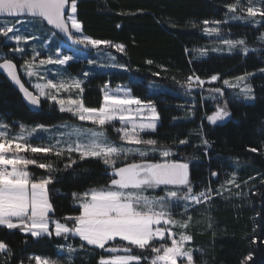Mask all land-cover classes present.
Instances as JSON below:
<instances>
[{
	"label": "snow or ice",
	"instance_id": "obj_1",
	"mask_svg": "<svg viewBox=\"0 0 264 264\" xmlns=\"http://www.w3.org/2000/svg\"><path fill=\"white\" fill-rule=\"evenodd\" d=\"M224 6L232 14V20H246L253 24L264 22V0H256L255 3L253 0H233ZM77 7L78 0H0V16L11 18L0 21V37L16 45L8 49L10 52L24 54L25 47L22 45L39 40L40 37L34 33L46 28L52 36L62 34L73 45L81 46L68 51L57 47L54 55L41 58V52L33 44L32 56L24 59L19 69L25 76L37 78L38 82L31 85L35 91L26 87L13 60L6 56L0 57V70L18 87L30 105L39 107L44 98L54 102L61 113H70L76 120L91 125L85 127L83 124L64 121L49 136L50 142L33 144L31 140L38 132L51 133L52 129L44 124L34 127L20 124L19 131L13 134L8 123L0 122V226L19 229L37 239L53 235L65 240L78 237L82 242L80 249H84L85 245L94 246V249L109 254H101L97 264H196L193 249L186 246L193 239L186 231L192 220L187 209L193 204L210 203L213 195H218L220 189L206 186L195 191L190 180L189 163L175 159L176 153L171 146L162 145L156 139L145 138L143 134L157 131L160 120L153 101L132 95L131 89H112L105 83L100 89V106L88 107L83 102V80L71 76L65 78L59 71L56 75L60 78L52 79L39 71L48 65L65 66L70 61L80 60L81 55L76 53H82L83 49L100 50L104 46L121 53L125 51L123 44L85 35L76 15ZM201 23L204 25L202 31L205 35L219 38L221 29L218 26L227 23V20H203ZM17 25H22L23 30ZM192 26L197 25L193 23ZM259 39L264 42V33ZM219 42L227 46L229 51L239 48L245 55L249 52L244 39L222 38ZM218 50L220 49H212ZM199 51L201 55H207L206 49ZM82 58L89 65L97 63L83 53ZM111 59L115 60L114 57ZM146 63L151 64L152 61ZM105 66L128 70L124 64L111 63ZM260 71L264 72V68ZM89 75L88 72L84 73L85 77ZM250 75L253 74L235 77L236 83L224 79L223 84L229 88H240V94L245 99L254 100L253 89L246 82ZM218 79L220 77L216 74L205 81L193 72L187 77L184 86L190 91L193 88H203L206 82L212 83ZM74 90H78L75 97L71 95ZM208 91L213 94V100L224 95L219 87ZM61 93L69 95L62 97ZM230 116L225 102L223 105L218 103L206 119L209 123L216 124ZM115 122H119L118 128L115 127ZM109 126L118 134L119 143L108 135ZM36 138L42 140L40 137ZM188 142L187 139H181L177 147ZM202 143L210 147L206 138H202ZM22 153L51 155L58 161L67 155L65 169L72 168L77 163L72 157L73 153L78 154L80 160L98 159L106 166L105 174L109 180L106 185L92 187L82 193L73 192L72 198L79 206V214L57 219L49 195V185L54 182L51 173L60 169L54 161L39 162ZM157 155L160 159L155 158ZM30 165L46 170L49 175L34 177L28 170ZM210 175L217 177L219 174L212 171ZM226 184L239 187L234 173L221 188ZM149 192L153 194L148 195ZM181 205L184 209L181 215H186L187 219L176 218L174 209ZM176 228L181 231L177 233L174 231ZM252 242L255 243V239ZM60 247L68 253L66 264H73L71 256L77 249L70 243ZM134 249L142 250V253L150 251V255L136 254ZM0 253L5 254L4 264L13 255L3 241H0ZM29 259L35 264H65V261L41 256ZM250 260L251 253L243 257L240 264H247Z\"/></svg>",
	"mask_w": 264,
	"mask_h": 264
},
{
	"label": "trees",
	"instance_id": "obj_2",
	"mask_svg": "<svg viewBox=\"0 0 264 264\" xmlns=\"http://www.w3.org/2000/svg\"><path fill=\"white\" fill-rule=\"evenodd\" d=\"M232 2L233 0H78L76 13L85 35L125 45L123 53L111 48L108 50L128 69L95 71L87 76L82 85L83 102L86 106H100V89L105 83L111 88L125 86L131 89L132 95L153 101L160 115L158 128L155 133L144 136L171 146L179 156L200 155L198 162L188 161L190 180L195 191H200L208 183L211 185L207 186L215 187L209 174L212 171L219 172L218 163L227 162L225 159H231L234 163L229 165V169H238L236 183L240 189L237 187L233 193L229 192L231 190L226 191L224 196L213 195L208 205L199 204L187 211L192 220L186 231L193 237L190 244L196 264H240L249 253L252 260L247 264H264V72L260 71L264 68V42L258 41L264 33V22L258 26L229 21L220 24L221 32L227 38H242L251 49L255 48L247 55L235 52L212 54L200 59L193 55L194 48L207 42L201 22L224 21L226 13L228 14L224 5ZM193 23L197 26L193 27ZM0 47L4 46L1 44ZM6 57L19 66L14 56ZM149 60L152 61L151 64L146 63ZM85 67L84 62H75L68 64L66 69L79 73ZM193 72L205 81L216 74L221 81L259 72L248 81L255 99L252 103L226 99L222 105L227 102L231 116L211 124L206 116L215 110L218 103L200 102L196 95L192 106L193 116L189 118L190 110L187 106L182 107L186 99L178 92ZM22 80L30 89L28 83L23 78ZM151 81H156L166 89L150 93L147 84ZM0 120L10 125L20 122L51 127L69 121L71 117L67 113H60L48 101H41L40 110H31L24 103L21 94L0 74ZM198 130L202 138L209 141L210 147L205 149V146L200 145L202 141L196 134ZM181 139L189 142L177 147ZM31 155L39 162L54 161L60 169L51 173L54 182L49 185V195L57 219L79 214V208L74 207L72 202L73 192L82 193L108 183L105 167L98 159L80 160L72 154L77 163L72 168L65 169L66 155L59 161L51 155ZM28 170L36 178L49 175L46 170L34 165H30ZM237 191L240 192V198L234 195ZM181 210L183 209L178 208L176 212L181 215ZM180 217L187 219L186 215ZM253 239L255 243L252 242ZM0 241L5 242L13 254L7 264H35L29 259L32 256L59 259L66 264L64 255L57 253V246L70 239L55 236L34 239L21 233L19 229L0 226ZM72 243L78 248L81 244L78 239H74ZM134 252L150 255L149 251L142 253L139 249H134ZM101 254L109 255L103 250L85 245L84 249L78 250L72 261L73 264H97ZM4 260L5 254L0 253V264H4Z\"/></svg>",
	"mask_w": 264,
	"mask_h": 264
},
{
	"label": "rangeland",
	"instance_id": "obj_3",
	"mask_svg": "<svg viewBox=\"0 0 264 264\" xmlns=\"http://www.w3.org/2000/svg\"><path fill=\"white\" fill-rule=\"evenodd\" d=\"M245 2H246V0H245ZM253 2L255 3L256 0H253ZM231 15H232L231 13H228L227 16H225V20H227L229 22H235V23H241V24H248V25H252V26H258L259 25V24H253V23L248 22L246 20H232V19H230ZM21 19H24V18L21 17ZM2 20H4V19H0V21H2ZM17 27H20L23 30V26L22 25H17ZM218 27L222 30V28L220 27V25ZM34 34H37L40 37V39L37 40V41H29V43L26 46L25 45H22V46L25 47V53L24 54L10 52L8 49L11 48V47H15L16 46L15 43L12 42V41H6L5 38L0 37V45L2 44V46H4V47H0V57H4V56H7V55L14 56L16 58V60L19 62V66H20V65H22L24 63V59H28V58H30L32 56L31 49H32L33 44H35L36 47H37V50L41 52V58H44V57H46V56H48L50 54L51 55H54L55 52H56V50H57V47H59L60 49L65 50V51L76 49V48H73V47L69 46L65 42H63V40H61L57 35L56 36H52L51 33L49 31H47V28L44 29V30H42V31H40L39 33H34ZM204 36L207 38V42H205V44H203L202 46L193 49V55L197 59L205 58V57H207L209 55H212V54H215V55H223V54H233L235 52H238V53H242L243 54V52L239 48L232 49L231 51H229L228 48H227V46L222 45L219 42L220 39H222V38L233 39V40H239V39H242V38H227L226 35H224L223 32H221V36L219 38L216 37V36H208V35H205V34H204ZM258 41L260 43H262V41H260V39H258ZM41 45H43V46H41ZM246 46L249 48V52L255 49V48L254 49H251L247 44H246ZM213 48H217V49H220V50H218V51H212ZM111 49L115 50L114 48H111ZM200 49H206L207 50V55H201L200 54V51H199ZM82 53L83 54H86L88 58L96 60L97 63L94 64V65H89L87 63V61L82 58ZM82 53L81 52H77L76 53L77 55H81V59L80 60L70 61L68 63V64H71V63H75V62H84L86 64V67H85V69L82 72H79V73H72V72H70L69 70L66 69V66L68 64L65 65V66L48 65L46 67L40 68L39 71H40V73L42 75H47L48 78H52V79H59L60 78V77H58L56 75L57 71H59L60 73L63 74V77H65V78L71 76V77H77V78H79V79H81L83 81H85L86 78H87V77L84 76V73L85 72H88V73L92 74L95 71L100 72V71H104V70H121V71H126L125 69H121V68H118V67L117 68H113V67L105 66V65H109L111 63H118V64H120V63L116 59L115 55L111 51H109L108 48H105L104 46H101L100 50L91 49V52H85V51L82 50ZM111 57H114L115 60H112ZM19 72H20V75L22 76V78L28 83L30 89L32 91H35L34 89H32V86L31 85H32V83L38 82L37 81V78L36 77L29 78V77L25 76L24 75V72L22 70H20V69H19ZM258 73L259 72L252 73L253 75L248 76L246 82L249 84L248 81L250 80V78L253 77L255 74H258ZM240 76H242V75H240ZM235 77H238V76H235ZM235 77H229V78H225V79H228L231 83H236V80L234 79ZM223 80L224 79H222L221 81H219V79H218L217 81L212 82V83H207L206 82L203 88H193L190 91L187 90L185 86H182V87L179 88L178 94H180L182 96V98L184 97L186 99V102L182 105V107L185 108L187 106V108L190 110V112L188 113L189 114L188 115L189 118H191L193 116V114H192L193 113L192 112V106L194 105L193 104V101L196 99V97H195L196 95H198V98H199L200 102L206 101V102H210L211 104L219 103V104L222 105V103L226 99L241 100V101H244L246 103H252L253 102L252 99H245L243 97V95L240 94V88H235L234 89V88H229V87L225 86L223 84ZM147 86H148V89H149V92L150 93H155V92H158L160 90H165L166 89L165 87H163L161 84L157 83L156 81H151L149 84H147ZM117 87H119L121 89H128L127 87L122 86V85H118V86H116V87H114L112 89H116ZM214 87L221 88L222 91H223V93H224V95L222 97H219L218 96L216 100H213L211 98L213 94H211L208 91L210 88H214ZM241 87H243V84H241ZM67 95H69V93H61V96L62 97H66ZM71 95L73 97H75L76 95H78V90H74L71 93ZM41 101H48V100L42 98ZM48 102L50 104H54V102H50V101H48ZM54 106L59 111L58 106H56L55 104H54ZM67 114L71 117V120H69L68 122H71V123H74V124H77V125L83 124L85 127H91V125L90 124H87V122H81L79 120H76L74 117H72L70 113H67ZM0 122H4V121L3 120H0ZM20 124H24V123L13 122L12 125L9 124L11 126V132L13 134H15V133H17L19 131V125ZM37 124L38 123H34V124H24V125H26L28 127H34ZM60 124H57L55 126L49 127L50 129H52V132L51 133L38 132L36 134V137H40V138H42V140L41 139H37L36 137H33L32 140H31V142L33 144H38V143H41V142H44V143L50 142L49 139H48L49 136L50 135H53L57 131V128H58V126ZM119 126H120L119 125V122H115V127L118 128ZM107 131H108V135L113 140H115V141H117L119 143L118 134L113 130V127L109 126L107 128ZM196 134L198 135L199 139L202 141V135H201L200 130L196 131ZM200 145L203 146V147L205 146V145H203L202 142L200 143ZM179 146H183V145H179ZM204 148L206 149L207 147L205 146ZM174 152L176 153V151H174ZM205 154H206V157H207V153H205ZM22 155L29 156V157L32 156L31 153H22ZM73 155H76L78 157V154H76V153H73ZM182 156H183V154H181L179 156L176 153V155H175L174 158L177 159V160L178 159H181V160H184L186 162H188V161L191 162V160L193 162H198L199 159H201L200 158V155H198V154H193L191 157H188V156L187 157H182ZM155 158L156 159H160V157L158 155ZM191 158H193V159H191ZM225 160L227 162H223L222 164L218 163V166H219V172H218V174L219 175L217 177H212L209 174L210 180L213 181L214 184H215V187L214 188L212 187V188L213 189H220V192H219V194L217 196H221L222 194L224 196L225 195V192L226 191H229V190H231L229 192H232L233 193L236 190V188H237L235 185H232V184H226L224 188H221V185L222 184H225V181L226 180L231 179L233 173L235 174V177L237 178V173L236 172H237L238 169L236 167H233V169H231V168L229 169V165L234 164L233 161H231V159H225ZM189 165H190V163H189ZM234 166H236V165H234ZM104 167H106V166L104 165ZM207 185H211V184L208 183ZM239 189H240V187H239ZM237 193H238V191L236 193H234L235 197L236 198H240V195H237ZM152 194H153L152 192H149L148 193V195H152ZM239 194H240V192H239ZM71 198H72V196H71ZM72 202H73L74 207L79 208L78 204L73 201V198H72ZM208 204H204V206H206ZM178 208H182L183 209V205L182 206H179V207H177V208L174 209V212L176 214V218L177 219H182L180 217L181 216L180 213H177L176 212V210ZM190 209L191 208L189 206L188 209H187V211L189 212ZM181 211L183 213L184 209L181 210ZM174 231H176L177 233H179V231H181V229L176 228V229H174ZM24 234H26V233H24ZM26 235H29L31 237L30 234H26ZM34 239H37V238H34ZM69 239H70L69 242H65L62 245H66V244H69V243L73 245L72 241L74 239H78L79 240L78 237H70ZM80 243H82V242L80 241ZM113 243H115V242H113ZM121 243H125V242H121ZM169 243H170V241H169ZM60 246L61 245L57 246V253L59 255H64V258L67 261L68 253L66 251H62ZM186 246L192 248L190 242ZM88 247L94 248V246H88ZM74 248H76L77 251L72 254L71 259H73L75 257L76 253L80 249V248L75 247V246H74ZM178 264H179V262H178Z\"/></svg>",
	"mask_w": 264,
	"mask_h": 264
},
{
	"label": "water",
	"instance_id": "obj_4",
	"mask_svg": "<svg viewBox=\"0 0 264 264\" xmlns=\"http://www.w3.org/2000/svg\"><path fill=\"white\" fill-rule=\"evenodd\" d=\"M0 19H10V18H5V17L0 16ZM57 36H58L60 39H62L65 43H67L68 45H70L71 47L76 48V49L81 48V46L73 45V44L71 43V41H69V40L67 39L66 36H63L62 34H59V33L57 34ZM83 51H85V52H90V51H91V48L83 49ZM17 67H18V66H17ZM18 72H19V71H18ZM0 74L3 75V76L7 79V81L12 85V87H13L16 91H18V92L21 94L22 99H23L24 103L28 106V108H30V109L33 110V111H38V110H40L41 104H40L39 107H34V106L30 105V104L24 99L23 94L19 91L18 87H17L16 85H14V84H13V83L7 78L6 74H4V73L2 72V70H0ZM19 75H20V74H19Z\"/></svg>",
	"mask_w": 264,
	"mask_h": 264
},
{
	"label": "crops",
	"instance_id": "obj_5",
	"mask_svg": "<svg viewBox=\"0 0 264 264\" xmlns=\"http://www.w3.org/2000/svg\"><path fill=\"white\" fill-rule=\"evenodd\" d=\"M116 57V56H115ZM177 213H179V212H177Z\"/></svg>",
	"mask_w": 264,
	"mask_h": 264
}]
</instances>
